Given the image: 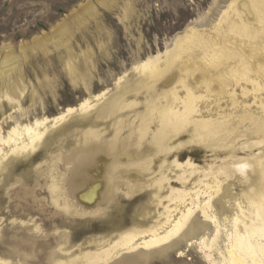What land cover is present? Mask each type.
Segmentation results:
<instances>
[{
    "label": "rangeland",
    "instance_id": "obj_1",
    "mask_svg": "<svg viewBox=\"0 0 264 264\" xmlns=\"http://www.w3.org/2000/svg\"><path fill=\"white\" fill-rule=\"evenodd\" d=\"M223 1L0 0V123L12 118L3 137L17 119L21 126L48 120L49 128L34 152L0 170L2 260L86 264L87 255L110 249L128 233L166 226L177 214L171 211L183 210V191L196 203L199 191L202 205L212 196L219 219H232L236 202L246 207L250 196L264 202V78L256 69L252 77L261 88L244 80L238 86L226 76L229 94L212 86L211 93L197 90L204 96L197 101L203 119L223 129L206 138L208 129L192 123L177 136L167 131L174 89L185 97L183 77L197 84L180 72L183 62L159 79L142 67L181 42L193 24L215 18ZM252 6L264 11V0ZM243 15L252 32L263 30L260 18ZM86 100L95 107L52 127ZM214 230L200 223L196 233L164 249H140L108 264H211L199 245L187 248V242L211 240ZM222 236L215 251L224 248Z\"/></svg>",
    "mask_w": 264,
    "mask_h": 264
},
{
    "label": "bare ground",
    "instance_id": "obj_2",
    "mask_svg": "<svg viewBox=\"0 0 264 264\" xmlns=\"http://www.w3.org/2000/svg\"><path fill=\"white\" fill-rule=\"evenodd\" d=\"M257 1L224 0L221 3L223 6L220 7V11L215 18H208L209 20L203 21L200 24H193L191 30L188 31L189 33L184 36V39L181 42L180 40H175L172 46L167 49L165 55L158 56L154 60L149 59L142 64L144 69H154L151 73V79H159L169 69H172L175 63L181 61L183 63L180 72L185 73L186 77L192 78L197 83L195 86H192L183 77L181 84L186 90L185 97L179 96L178 91L174 89L173 96L171 95L172 98L168 103L169 110L165 120L169 134L175 133L174 136H177L185 128L184 125L190 123L194 124L196 129L201 127L208 129L204 135L206 138L216 137L218 136L217 134L222 132L223 129L221 130L220 127L210 125V121L203 119L198 102L204 96L199 95L197 90L205 87L207 92L211 93L212 86L218 93L229 94L226 89L230 84L225 78L226 76L232 77L236 81V85L240 84V80H244L248 84H255L258 88L262 87L252 77L253 70L256 69L255 73L257 77L264 78V11L256 12L252 5ZM243 11H246L249 15H255V18H260L259 23L263 27L261 32L251 31V24L245 19ZM196 50L200 52L197 53ZM165 58L172 59L166 62L164 66H158L160 61ZM208 65H211V67ZM212 68L218 71V75L215 74L216 72ZM206 71L210 72L209 75L206 74ZM223 79L227 80L224 83L226 85H222L223 87L219 83L217 85L216 82L223 83ZM10 89L14 88L10 87ZM246 89L243 88L242 92L244 95L247 93ZM108 93L109 91H105L97 96V98L106 97ZM235 94L236 91L234 90L231 93L234 100L236 98ZM93 104L92 101L86 100L78 108L67 110V112L55 118L53 123L51 122L52 127L57 126L74 114L87 113L95 107ZM24 118L23 115L19 117L22 122ZM199 118H202V120H199ZM8 119L11 120L12 118L9 117ZM8 119L4 120V123H0L1 171L6 161L24 155L27 152H34L43 143L49 131V128L46 127L48 120L42 122L36 121L34 124L28 123L21 126L17 119L14 122V127L8 131V138H4L3 125L6 124V127L11 125L7 123ZM260 131L263 133L262 130ZM216 141L219 143L222 141V137H218ZM165 143L167 144V142ZM6 147L9 149L6 150ZM191 195L186 193V191L179 194L178 201L183 210H179L176 207L174 211H171L170 214L174 212H177V214L167 217L166 226L161 228L152 227L139 233H128L110 249L97 252L94 255H87L86 264H108L123 254H131L140 249H164L163 247L172 244L182 236L184 238L193 233V231L196 233L197 226L200 223L208 227H214L213 238L208 240L206 237H203L199 240L188 241L187 248L199 245L205 258L211 264H217L218 259L224 264H264V202H257V200L250 196L247 199L248 206L246 207L242 203L236 202L233 207H236L237 212L232 219L228 216L219 219L216 213H213L212 196L202 205L198 201V198L201 196L199 191L194 192L197 203ZM187 197L191 199H186ZM55 198L58 199L57 196ZM189 200L190 202H188ZM57 203L60 204L59 199ZM224 234L225 241L221 242V244L225 243L223 245L224 248L221 245L215 251V243H218V239ZM183 255L184 252H181L180 256ZM0 264H9V262L0 258Z\"/></svg>",
    "mask_w": 264,
    "mask_h": 264
}]
</instances>
